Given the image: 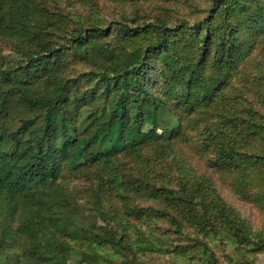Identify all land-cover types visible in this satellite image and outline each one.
I'll return each mask as SVG.
<instances>
[{
	"label": "trees",
	"instance_id": "16d2710c",
	"mask_svg": "<svg viewBox=\"0 0 264 264\" xmlns=\"http://www.w3.org/2000/svg\"><path fill=\"white\" fill-rule=\"evenodd\" d=\"M94 8L0 0V263L220 264L218 241L264 264V236L201 169L264 211V0H211L193 22Z\"/></svg>",
	"mask_w": 264,
	"mask_h": 264
},
{
	"label": "rangeland",
	"instance_id": "374dc122",
	"mask_svg": "<svg viewBox=\"0 0 264 264\" xmlns=\"http://www.w3.org/2000/svg\"><path fill=\"white\" fill-rule=\"evenodd\" d=\"M45 1L51 11L60 10L62 14L68 15V17L70 15L74 21H78L80 16L89 15L91 9L96 6V8L93 9L95 10L94 13L97 15V18L105 21H111L119 16L140 14L141 16L147 15L151 17L164 15L172 20L188 17L193 22L204 16V12L211 4V0H88L87 5L76 0ZM13 44L14 42L10 40H4L1 43V46L5 51V55L12 54L11 49ZM257 61L260 62L259 68H262L259 79L263 80L258 98L261 101L260 103H264V88H262V85H264V54H261V56L259 55ZM175 167L176 165L173 169H169L168 174L163 170L167 169L166 166L163 168L160 166L158 171L161 173L164 171L165 175L169 178L168 180L171 181L174 175L173 172L176 170ZM201 169L215 179L221 195L229 204L238 209L241 216L246 221L251 223L254 231L258 232L259 235L264 236V211H261L252 204L243 201L232 191L226 180L219 177L217 174H214L212 172L213 170L207 166L205 167L204 163H202ZM150 170L153 169L150 168ZM64 175L65 179L69 180L71 183L77 182L80 179V176H75V173L66 172ZM161 179L166 178L163 177ZM167 227V223L161 225V231L168 232L164 236L166 237L170 235L171 238H175L176 235L174 232L168 230ZM219 244L220 243L216 241V245H218L216 248L217 255L219 257L220 264H231L229 250L222 252V248ZM144 251L146 250H141V254L137 262L138 264H201L198 260H190L188 257L182 258L177 255H159L158 253H145ZM259 261H264V254H260Z\"/></svg>",
	"mask_w": 264,
	"mask_h": 264
}]
</instances>
